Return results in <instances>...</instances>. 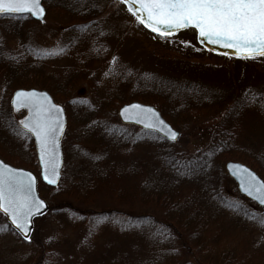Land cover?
I'll return each instance as SVG.
<instances>
[{"label": "trees", "instance_id": "16d2710c", "mask_svg": "<svg viewBox=\"0 0 264 264\" xmlns=\"http://www.w3.org/2000/svg\"><path fill=\"white\" fill-rule=\"evenodd\" d=\"M43 4L45 22L56 24L63 32L59 57H67L68 65L59 73L48 72L45 57L35 54L31 44L36 27L42 24L28 15L0 14V157L12 164L34 167L38 172L36 163L11 158L3 146L10 151L11 144L21 143L24 151L34 153L28 135L26 141L13 133L16 129L22 131L14 123L9 97L16 87L46 89L63 105L67 116L60 183L55 188L39 184L41 196L49 203L48 214L57 216L53 222L61 230L67 225L85 226L89 232L111 228L141 241L116 254L104 253L102 260L83 264H209L206 247L211 231L207 226L214 216L205 214L210 207L230 203L221 183L223 164L240 161L264 180V146L245 140L241 131L246 107L256 109L264 119V92H249L234 112L227 109L207 146L192 153L180 137L168 142L155 133L120 124L119 106L133 100L154 104L180 133L194 128L225 98L200 99L195 89L179 96L172 87L161 85L149 92L132 85L127 77L133 75L131 72L117 68L105 71L109 74L104 73L102 78L96 68L111 58V43L116 35L106 17L107 0H43ZM12 41H16L15 47ZM82 83L88 89L85 98L75 95L76 87ZM102 195L121 202H149L160 214L89 207ZM238 208L235 211L240 216H248L244 207ZM172 210L177 215L172 216ZM5 224L12 231L6 221ZM38 246L40 256L35 264H55V258L48 257L53 252L50 245L43 242ZM249 253L241 262L234 255L227 258L221 254L212 264H264V246L259 244ZM60 264H67L66 258Z\"/></svg>", "mask_w": 264, "mask_h": 264}, {"label": "rangeland", "instance_id": "374dc122", "mask_svg": "<svg viewBox=\"0 0 264 264\" xmlns=\"http://www.w3.org/2000/svg\"><path fill=\"white\" fill-rule=\"evenodd\" d=\"M107 2L109 7L106 10V17L111 22V26L113 25L116 35L111 43L109 55L111 58L98 64L96 68L102 78L105 71L117 68L125 73L131 72L133 75L127 77L132 80V85L149 92L155 91L161 85L172 87V90L179 96L182 93L186 95L188 91L195 89L200 99L205 97L211 101L216 99L215 96L225 98L224 102L217 106V110L210 109L212 113H208L194 128H186L179 133L182 144L190 152H200L207 146L227 109L234 112L249 92L256 91L258 94L264 92L263 56L242 59L209 52L198 45L196 33L191 29L175 33L167 38L156 36L140 28L133 16L117 0H107ZM35 30L31 37L34 53L45 57L44 66L48 72L63 71L68 65V58L59 57L58 49L64 44L62 30L49 21L36 27ZM10 44L15 47L16 41ZM114 57L115 60H113ZM2 90L3 81L0 79V94ZM87 92V86L83 83L75 89L77 97L85 98ZM24 115V110H13V120L19 129V121ZM241 127L245 140L261 147L264 146V119L256 109L246 107ZM13 133L25 137L17 129ZM9 139L12 138L9 136ZM3 148L10 156L14 152L23 154L21 143L11 144L13 153H11L12 149L9 151L5 145ZM28 162L35 164V160L31 157ZM14 165L17 166V164ZM224 173L221 183L229 204L231 206L241 204L247 207L245 214L248 216H234L228 210H223L224 205L216 208L210 207L215 210L209 209L205 214L214 216L207 226L212 230L209 238L210 244L206 247L209 255L206 260L209 264L218 261L216 258L221 254L227 258L234 255L238 261L241 258L247 259L245 255H250L249 252L253 250V247L259 244L264 246L262 235L264 227L259 222L264 217V209L243 197L225 170ZM89 204V207L95 210L127 211L130 209L135 214H160V210L149 202H121L106 195H102ZM170 212L172 216L177 215L176 210ZM55 217L57 216H50L47 213L37 218L32 236L25 241L5 227V219L0 215V229H3L0 230V264H35L40 256L38 243L43 244V242L50 245L49 248L53 250V252L50 251L48 257L55 258V264H60L64 258L67 264L94 263L100 258L102 260L104 253L116 254L117 251L126 250L141 242L138 239L134 241L132 236L121 234L111 228L89 232L85 226L72 228L67 225L64 230H61L53 222ZM214 235L217 236L214 237Z\"/></svg>", "mask_w": 264, "mask_h": 264}, {"label": "snow or ice", "instance_id": "6c2138e0", "mask_svg": "<svg viewBox=\"0 0 264 264\" xmlns=\"http://www.w3.org/2000/svg\"><path fill=\"white\" fill-rule=\"evenodd\" d=\"M121 2L126 3L128 10L154 32H161L159 26L168 30L194 27L200 37L207 38L214 44L234 48L237 54L245 59L264 56V0H121ZM24 12L42 18L44 9L40 0H0V14ZM161 34L167 33L161 32ZM58 51L62 52L63 48H59ZM115 59L114 57L113 60ZM35 102L34 92L18 91L13 104L33 106ZM128 108L140 111H136L132 116L126 115L125 118L140 123L156 115L152 109L144 111L140 105H130ZM127 110V108L122 110V114ZM59 112L60 109L56 105L47 107L41 105L35 114L19 121L27 130L24 135L30 132L40 142L41 160L45 165L44 179L51 184H55L56 180L49 179V174L56 176L59 166L55 151L58 142L57 133L63 127L58 120ZM163 125L162 120L145 124L147 128H159L160 131H164ZM169 132L170 138L175 139L177 133L171 130ZM191 163L190 161L189 164ZM229 167L233 166L229 165ZM34 181L35 177L31 173H24L22 169H14L0 161V210L11 215L12 222L26 240L29 239L27 233L31 216L44 207V201L37 200L31 194ZM253 181L259 186L256 187ZM253 187L259 193L254 198L264 204V184H260L255 175L251 174L247 186L242 181L241 188L252 196ZM260 224L264 226V219Z\"/></svg>", "mask_w": 264, "mask_h": 264}, {"label": "water", "instance_id": "95a60500", "mask_svg": "<svg viewBox=\"0 0 264 264\" xmlns=\"http://www.w3.org/2000/svg\"><path fill=\"white\" fill-rule=\"evenodd\" d=\"M119 1H121V0H119ZM40 4H41V7H43V9H44V14H43L42 18H38L36 16H33L30 13H28V12H24V13H11V14H29V15H31L32 18H34L36 20H39L40 22H43L44 21V18H45V15H46V12H45V8H44V6L42 4V0H40ZM123 4L128 9V5L126 3H123ZM130 13L133 15L132 12H130ZM133 16L140 23V25L143 26L146 30H148V31H150V32H152L154 34L161 35V36L171 35V34H174L176 32H179V31H182L184 29H187V28H194V27H187V28H182V29H178V30L177 29L168 30V29L164 28L163 26H159L161 28V32H166L167 33L165 35H162L161 32H154V31H152V29L150 27H147L146 24L141 23L137 19V16L136 15H133ZM145 16H146V14H145ZM195 31H196V39H197V42L203 48H205V49H207L209 51H212L214 53H220V54H226V55H230V56L243 57V56L237 54V50L236 49L224 47L223 44H214V43H211L210 40H208L207 38L200 37L199 36V32H198L197 29H195ZM18 91L19 92H24V93H33L34 92L36 94V102H35V104L33 106H28V105H25V106H17L15 104H13V101L15 99V94ZM10 104H11L12 107H14L16 109L17 108H24V109H26L27 113H26V115L24 116V118L22 120H24L25 118H28L31 115L35 114L36 111H37V109L41 105H43L45 107H47L48 105H56L60 109V112L58 113V120H59L60 123H62L63 127H62V129H59L58 130V133H57V141L58 142H57V147L55 149L56 154L58 156V165H59L58 166V169H57L58 174L56 176H52L51 174H49V179H55L56 180V183L55 184H51V183L48 182V180L44 179V169H45V165H44V163L41 160V145H40V142L36 139L35 135L29 132L31 134V136L33 137V141H34V147H35V151H36L37 159H38V164H39V175H40L41 182L43 184L48 185V186H57V184H58V182L60 180L61 168H62V165H63V153H62V150H61L60 143H61V139H62V137L64 135V132H65V129H66V115H65L64 108L61 105L56 104L54 102L52 96L46 90H40V89H37V88H29V89L20 88V89L15 90L12 93V95H11ZM130 105H140V106H142V109L144 111H146L147 109H152L156 115L151 116V119L150 120H146L144 123H140V122H138L137 120H134V119H126L125 118L126 115L127 116H132L136 111H140V110H137V109L128 108V106H130ZM125 108H127L128 110H127L126 113L122 114V110H124ZM117 113H118L119 120L123 124H132V125H135V126H138V127L142 128L144 130H149V131L155 132L158 135H160L161 137H163L164 139H166L168 141H171V142L176 141L177 138H178L179 132L177 130H175L171 126V124L168 123L162 117L161 113L156 108H154L151 105L144 104V103H140V102H137V101H133V102L126 103V104L122 105L118 109V112ZM157 120H162L164 122V125H163L164 131H160L159 128H151L150 129V128H147L145 126L146 123H154ZM22 128L24 129L23 125H22ZM24 130L27 131L26 129H24ZM169 130L174 131V132L177 133V136H176L175 139H171L170 138V132H169ZM0 161H2L3 163L9 165L10 167H12L14 169H22L24 173H31L32 176L35 177V181L32 184L31 194L37 200L44 201V207L41 208L39 210V212L34 213L31 216V218H30V223H29V226H28L29 227V231L27 233L28 236H30L31 235V232L33 230V224H34L33 221H34V219L36 217L44 214L48 210V203L39 194V190H38V181H39V179H38V177L36 176V174L32 170H29V169H26V168H23V167L13 166L11 164H8V163L4 162L1 158H0ZM229 165H232L233 167L230 168ZM225 168H226L229 176H231L233 178V180L236 182L237 189H238V191L242 195L248 197L249 199H251L252 201H254L256 204H258L260 206H264V204H261L259 202V200H257V199L254 198L256 195H259V193L256 192V188L255 187H253L251 189L253 191V195L252 196H249L241 188V182L242 181H244L245 182V186H247V183H248V181L250 179V175L251 174H254L255 175V177L257 178V181L260 184H264V180L254 170H252L247 165H245V164H243L241 162H237V161H229V162H227L225 164ZM253 184L256 185V187L259 186V184H257L256 181H253ZM0 212L5 216L7 222L11 226V228L13 230H15L21 238L25 239L24 238V235L21 234V231L19 229H17L16 225L12 222L11 215L10 214H5L2 210H0Z\"/></svg>", "mask_w": 264, "mask_h": 264}, {"label": "bare ground", "instance_id": "6f19581e", "mask_svg": "<svg viewBox=\"0 0 264 264\" xmlns=\"http://www.w3.org/2000/svg\"><path fill=\"white\" fill-rule=\"evenodd\" d=\"M21 15H28L34 22H37V23H40V21L39 20H36V19H34V18H32L31 17V15H29V14H21ZM45 18H46V16H45ZM45 18H44V20H45ZM63 40H64V38H63ZM64 43V42H63ZM60 48H63V46L61 45V47ZM12 93V92H11ZM126 103H128V102H126ZM126 103H124V104H126ZM140 103H144V102H140ZM124 104H122V105H124ZM145 104H148V105H151V106H153L154 108H156L159 112H160V110L154 105V104H150V103H145ZM122 105H120L119 107H121ZM175 128V127H174ZM175 130H177L176 128H175ZM178 131V130H177ZM179 132V131H178ZM64 136H65V134L63 135V137H62V139H61V143H60V146H61V150L63 151V153H64ZM22 149H23V154L21 155L20 153H16V152H14L12 155H11V158H23L24 160H26L27 161V163H29L28 162V160H30V157L31 158H33L34 160H35V162L34 163H36L37 164V154H36V152H34L33 154L32 153H29V152H26V151H24V146L22 145ZM65 162V154H63V163ZM30 164V163H29ZM113 198V197H112ZM115 201H117V199L116 198H113ZM255 205L256 206H258L259 208H261V209H264V206H260V205H258V204H256L255 203ZM233 206V207H232ZM232 206L229 204V206H225L224 207V211H226V210H228L229 212H231L234 216H240L239 215V213H237L236 211H235V208L237 207V210H239L240 208H238V207H240V206H242V207H244L245 209H247V207H245V206H243V205H233L232 204ZM102 210H109V209H102ZM222 210V211H223ZM119 211H121V212H123L124 210H119ZM127 211H130V209H128ZM125 212V211H124ZM8 226H9V228L11 229V226L9 225V224H7ZM5 227L8 229V227L6 226V224H5ZM214 227V226H213ZM33 229H35V224H33ZM208 230H210V229H208ZM210 231H212V230H210ZM206 256L208 257L209 255H208V253L206 254ZM172 264H176V263H172Z\"/></svg>", "mask_w": 264, "mask_h": 264}]
</instances>
